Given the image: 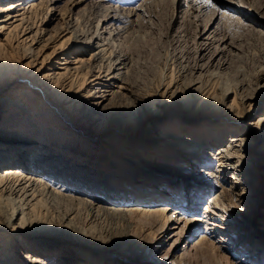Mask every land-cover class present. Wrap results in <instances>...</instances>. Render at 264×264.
Instances as JSON below:
<instances>
[{
    "label": "bare ground",
    "instance_id": "6f19581e",
    "mask_svg": "<svg viewBox=\"0 0 264 264\" xmlns=\"http://www.w3.org/2000/svg\"><path fill=\"white\" fill-rule=\"evenodd\" d=\"M55 1L0 0V264H102L104 258L96 256L92 250L93 243L97 239H105L110 242L107 247L123 252L128 247V235L118 240L107 238L85 228L77 220H81L84 215L91 223L121 226L127 232L134 224L132 216L136 217L135 214H138L137 220L140 221L142 215L153 219L151 230L154 249L166 243L174 250L181 247L179 256L163 264H180L190 249L196 250L204 244H208L215 253L212 256L216 259L215 264H254L229 260L224 254L226 240H230L228 245L236 249L242 239L237 234L238 229L230 231L229 225L222 221L226 219L223 216L229 217L230 211L239 209L243 200L233 183L230 187L234 189H228L221 180L228 167L232 171L231 176L238 181L241 179L244 185L246 183L242 180L254 181L251 175L258 177L261 174L256 166L264 160V112L245 124L246 128L240 129L239 125L251 114L252 109L255 111L259 107L256 111L261 108L264 111V64L250 79L237 71L239 80L220 88L216 81L220 72L210 71L209 67L214 63V68L220 71L229 64L224 52L235 43L229 40L231 30H225L214 45L204 43L200 44L201 48L197 47L193 65H189V73L184 75L188 76L185 83L173 78L172 74L163 80L160 91L164 98L148 102L140 93L130 89L133 98H128L120 89L134 87L130 81L133 75L131 53L122 45L119 49L118 44L115 47L109 45L111 38L103 42L107 37H101V33H111L115 37L120 32L123 34L127 30L123 26L113 27L114 21L129 22L130 15L138 17L139 11L149 9L152 0L126 10L125 14L116 13L112 6L99 4L102 8L97 17V26L95 29L93 26L90 31L78 29V18H70L69 11L64 25L50 32L43 26L47 23V15L39 25L36 23L37 10L39 7L45 8L47 14L51 9L54 10L50 4ZM26 2L28 6L24 9L21 4ZM82 2L69 0L68 3L74 8ZM202 4L200 10L210 5L211 12H215L213 4ZM261 7L263 9L264 4ZM99 20L103 21V25H98ZM83 45L92 48L86 50L90 61L80 62L74 67L64 60L60 62L61 49H81ZM47 48L50 50L45 52ZM198 51L208 52L209 62L202 63V59H198ZM106 87H110L109 93ZM115 87L116 90L113 89ZM231 93L233 98L228 103L227 98ZM197 98L218 103L214 110L203 111L207 116L216 117L215 120L195 116H179L175 119L168 115L158 117L156 121L155 118L146 120L153 115L150 110L156 105L163 106L165 102L181 100L182 106L186 107L195 104ZM124 99L134 111L120 113L117 117L119 121L116 123L123 125V128L113 127L112 142L106 143L100 136L83 137L86 141L79 139L76 126L95 124L103 128L105 125L107 120H102L100 114L96 115L98 109L106 106L103 101L117 107ZM139 105L141 109L138 112ZM80 106H85V110ZM134 115L138 119H133ZM171 123L175 126L170 127ZM195 123L198 125L194 126ZM35 129H39L42 134L37 136L39 133ZM124 136L127 142L119 152L126 141L122 139ZM135 136L136 140H131ZM226 137H230L228 144L223 149H217V154L229 161L228 167L217 170V173L204 172L205 176L215 178L221 192L208 199L203 215L185 214L187 211L193 212L197 205L198 201L191 197L185 203L189 206L188 210L182 211L183 207L171 209L170 205L176 199L164 193V189L170 190L175 186L174 182L178 180L174 177L171 181L163 182L164 178L151 174L148 182L156 183L154 188L132 171L121 174L117 169L119 164L115 162L124 156H128L131 161L145 160L147 163L144 166L157 164L169 174L166 177H171L170 174L180 175L187 163L189 167L186 174L193 180V174L211 165L210 153L204 151L205 148H213L214 142H221ZM156 143H160L159 148L150 146ZM173 144L178 148L176 154L167 149ZM258 145L261 147L256 149ZM31 148L33 150H30L31 156L28 158L26 155ZM103 152L106 156H102ZM246 154H253L254 157L247 158ZM99 156L103 163L109 158L110 170L98 168ZM157 158L162 160L156 163ZM221 158L218 159L220 162ZM23 159L29 164H24ZM254 184L256 187L263 186V183ZM191 186L195 188L192 193L206 188L194 180ZM256 187L252 190H257ZM242 189L244 191L245 188ZM105 200L119 201L120 204L107 205ZM137 203H161L162 206L155 209ZM169 210L172 211L170 215ZM241 215L237 213L232 219L238 221ZM200 221L206 225L204 232L190 248L182 246L184 240L195 232ZM225 229L227 232L224 233ZM215 233L219 234L220 240L213 245L210 241ZM254 237L250 242L259 245ZM255 251L249 247L242 255L254 258L258 255V252L254 255Z\"/></svg>",
    "mask_w": 264,
    "mask_h": 264
},
{
    "label": "rangeland",
    "instance_id": "374dc122",
    "mask_svg": "<svg viewBox=\"0 0 264 264\" xmlns=\"http://www.w3.org/2000/svg\"><path fill=\"white\" fill-rule=\"evenodd\" d=\"M37 1L39 2L40 0ZM148 1L149 0H83L80 5L72 8L68 3L69 0H56L55 2L50 4V6H54V10L51 9V11H49L47 14H45V8L39 7V11L37 10L36 23H38L39 25L47 15V23L43 24V26L46 27L50 32H54L64 25V21L67 19L68 15L67 13L70 11V18H78V29H81L83 31H90L91 29L93 30V26L94 29L95 26H97V17L101 13L102 8V6L99 4L112 6V8L116 10V13L125 14L126 10L141 6ZM202 2H205L206 5L208 3L213 4V6L216 7L215 12H211L212 9L210 5L200 10V6L203 5ZM262 4H264V0H152L149 4V9L144 8L143 12L139 11L138 17L135 14L130 15L129 19L131 20L129 22L114 21V24L112 25L113 27L123 26L127 31H123V34H121L122 32H120V35H116L117 37H115V35H112L111 33L108 35L106 34V32H102L101 37H107L103 40V42L105 40L108 41V39L111 38V40H109L108 42L109 45L111 44L112 47H115L118 44V49L122 45L121 47H124V49H126L127 51L129 50L132 57L131 66L133 68V75L131 76L132 79L130 81L132 82V85H134V87L131 86L128 87V89H120V91L123 92L124 95H128V98L132 97L130 95L131 93L129 92L130 89L132 92L140 93L141 96L148 102L159 101L160 99L164 98L163 94L161 95L160 91L162 88L161 83L163 82V80L172 74L173 78L179 80V82H181L182 84L185 83L188 76L184 77V75H187V73H189V65H193L197 47L201 48V45L204 43H211L214 45L215 40L219 39L220 34L225 30H231L229 31L231 34L229 40L235 43L233 44L234 46L227 47V51L224 52L225 57L229 59V64L225 65L224 69H221L219 71L217 68H214L215 66L213 63V66H210L209 70L220 72V77L217 78L218 80L216 79V81L218 82L217 85L220 88L228 87L232 85V83H235L237 80H239V74L237 73V71L242 72L244 77L250 79L252 75H254V73L264 64V8L262 9ZM21 6L26 9L28 3H23L21 4ZM84 8L86 9V11ZM231 8H234L235 10H232ZM88 10L90 11L88 12ZM224 13L226 15H229L230 18ZM51 17H53V19H51ZM131 21L132 23H130ZM99 22L100 23H98V25H103V21L99 20ZM1 30L2 29H0V31ZM233 37L235 39H232V41L231 38ZM77 49L78 48L67 50L61 49L59 56V58H61L60 62L64 60L66 63H70H68L69 66L74 67L76 64L79 65L80 62L90 61V55L86 50L89 51L92 48H86L83 45V47L81 48L83 50ZM48 50L50 49H45V52H48ZM183 54H185V56ZM198 56V59H202V63H207L210 60V55L208 52L198 51ZM182 72L184 73L183 76ZM22 80L26 79L22 78ZM261 85H263L262 82ZM123 86L125 88L127 87L124 84ZM109 88L110 87H106L107 93L111 91L109 90ZM113 89L116 90V87ZM232 98L233 95L231 93L227 98L229 99L228 103L231 102ZM196 100L198 101H196L195 104H191L186 107L182 106L184 104H182L181 100H176V102L174 103H172L171 101L165 102L163 106L156 105L150 110L153 115H150L146 120L152 121L155 118L156 121L158 117L162 118V116L165 117L166 115L173 116V118L175 119H177L179 116H195L200 119L215 120L216 117L207 116L208 114H203V111L214 110L213 108H217L218 103H215L214 101L215 104H213L211 102H208L207 100H205L204 102V100H202L201 98H197ZM104 102V105L106 106H104L102 109H98L99 113H96V115L100 114V116H103L102 120H104V118L105 120H107L103 128L95 126V124L91 126L87 124L83 126H76V129L78 128L77 135L82 141H86L85 139H82L83 137L93 138L100 136L102 141L106 143L112 142L113 137L111 135L115 131L113 130V127L120 126L121 130L123 128V125H118L116 123L117 121H119L117 120V117L120 115V113H132L134 111V109H130V105L125 99L117 107L110 106V103H106V100L103 101V103ZM263 102L264 100L262 101V104H264ZM70 103L66 104L69 105ZM182 107L185 108L183 109ZM80 108L85 110L86 107L80 106ZM140 109L141 106L139 105L138 112L140 111ZM257 109H259V107H256V110ZM253 110L254 109L251 110V114L249 116H247L242 122H240V129L246 128L245 124L257 118L259 114H262L264 112L262 108L258 111ZM134 116L135 118L132 117L133 119H138V116ZM125 117L127 119H131V117L129 116ZM99 121L100 120H98V122ZM209 124L210 123H208V125ZM197 125L198 123H195L194 126ZM172 126H175L174 123L170 124V127ZM34 131H38L37 133L39 134H37V136H40L42 134L39 129H35ZM135 138L136 136L131 140H136ZM229 138L230 137H228V139L227 137L223 138V142L221 141L222 143L214 142L215 144L213 145V148H205L204 151L210 153L208 155H210L211 165L202 168L203 171L198 170L197 173L193 174V180L194 182L206 186V188H204L202 191H197L194 193L192 192L195 188H193L194 186H191V183L193 182V180H191L192 177L186 174L189 167L187 163L185 165L183 173H181L180 175L170 174L171 177H166L168 173L163 172V169H160L157 164L150 167L144 166V164L147 163L145 160H143V162L131 161L128 156H124L123 158L117 159V161L115 162L119 164L117 169L118 171L120 170L121 174H128L129 171H132L134 174H137L140 179L142 178V180H145V182H148L151 179V174L154 177L164 178L165 180L163 182L171 181L170 179L174 177L176 180H178L177 182H174L175 186L170 190L168 188L164 189V193H168L169 196L176 199L171 203V209L183 207L182 211L188 210L189 206H186L185 203H188L190 199L193 198L198 201L197 205L195 206V210H193V212L191 213H188L189 211H187L185 212V214L203 215V208L204 205L209 201L208 199L212 195L218 193L220 194L221 192V188L220 186H217L215 178L205 176L204 172L211 171L213 173L217 170L228 167L226 165H228L229 161H226L223 157L221 158L220 155L217 154V149H223L224 146L228 144ZM122 139H125L126 141H124L119 148V152L127 142V138H125V136L122 137ZM174 141L175 140H173L172 142ZM159 144L160 143H156L150 146H158L159 148ZM175 147L177 146L174 144L169 146L167 148L169 150L168 152L176 154L178 148ZM259 147L261 146L258 145L256 149ZM99 148L100 146L96 149L99 150ZM30 150L33 149H29V155H26L28 158L31 156ZM163 151H165V149H163ZM219 151L221 152V150ZM168 152L164 153L167 154ZM92 153L93 151L91 152V154ZM168 155L171 154L169 153ZM213 155H215L216 157H211ZM102 156H106V154L104 153L102 154ZM254 156L253 154L245 155V157L250 159ZM219 158H221L220 160L222 162L218 160ZM25 159H23V163L29 164ZM160 160H162V158H157L156 163L160 162ZM17 162L19 163V160H17ZM97 163L99 169L104 168L105 171L111 169V167L109 166L111 165L109 158L107 159V161H105V164L102 161L100 162L99 156ZM256 168L261 171V174H259L258 177H256V175H251V179H254V181L242 180V182H245L246 185L241 183V179L238 181L231 176L232 171L229 170V167L228 169L226 168L227 170L223 176V180H221V183L224 184V186H226V188L228 189H234L230 187L233 183L237 191L241 193L240 198L243 200L239 209H232V211H230L229 213L230 215L228 214L229 217L223 216L226 219L222 221H225V223L229 225L228 228L230 229V231L232 232L235 229H238L237 234L242 239L241 244L238 245V248L236 247V249H232L233 245H228V242L230 240H226L227 242L224 243V247L226 248L224 254L227 255V258L229 260L233 261L264 264V160H262L261 163L257 164ZM140 170H144V172L139 173L138 171ZM255 182L259 185L263 183V186H253L255 185ZM146 184H150V186H153L154 188L156 187V183L152 184V182H148ZM209 184H212V186H210L211 188L208 187ZM255 187L257 190L253 191L252 189H254ZM136 188L138 189V185ZM148 188L151 187L148 186ZM242 188H245L244 191ZM105 201L107 205L116 206L120 204L119 201L115 200ZM137 204H143L144 207H153L155 209H159V207L162 206L161 203ZM171 213L172 211L169 210L168 215H170ZM237 213L242 214L240 216L241 219L238 221H234L232 219V216ZM135 215L136 217H134V215L132 216L134 224H132L130 230L128 229L127 232H125L126 230H124V228H122L121 226L111 227L106 223H91L84 217V215L82 216L81 220H77V222L80 224L82 222L81 225L85 226V228L96 232L98 235L102 234V236L104 235L107 238L110 237L111 239L118 240L119 238L126 237L128 235L126 237L128 239H126L128 241V247L126 246L123 252H118L113 248L107 247V244H110V242L105 239H97V242L93 243L94 247L92 248V250L94 251L96 256L104 258L102 264H112V262H117L118 264H163L164 262H171L172 260H174L173 257L175 258L182 253V250L180 249L181 247L174 250V248H172V246H170L168 243L162 244L158 246L157 249H154L152 244L153 230H151L153 229L154 224V222L152 221L153 219L147 218L146 216L142 215L140 216V221L139 219L137 220L138 214ZM148 219L149 223L147 222ZM205 226V223L202 221L201 224L200 221L195 232L190 236L189 239L184 240L182 246H187V248H190L191 245L195 243L200 237V234L204 232ZM60 230L62 232L66 231L63 229ZM225 232H227L226 229L224 233ZM212 236L211 238L213 240L211 239L210 242L214 245L220 240V236L218 233L212 234ZM253 236H255L254 238L258 241L259 245H254L252 244V242H250ZM172 239H170L169 242H171ZM204 245L196 250L190 249L189 254L183 259L182 263L180 264H215L216 259L215 257H212L215 256V253L211 251V248L208 244ZM249 247L253 250H256L254 255L258 252V255H255L254 258L242 255V252Z\"/></svg>",
    "mask_w": 264,
    "mask_h": 264
}]
</instances>
